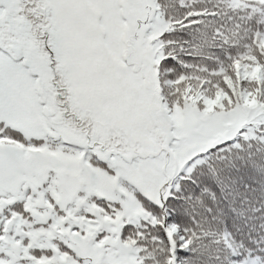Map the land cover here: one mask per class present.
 Returning <instances> with one entry per match:
<instances>
[{"label":"snow or ice","instance_id":"6c2138e0","mask_svg":"<svg viewBox=\"0 0 264 264\" xmlns=\"http://www.w3.org/2000/svg\"><path fill=\"white\" fill-rule=\"evenodd\" d=\"M0 264H264V0H0Z\"/></svg>","mask_w":264,"mask_h":264}]
</instances>
